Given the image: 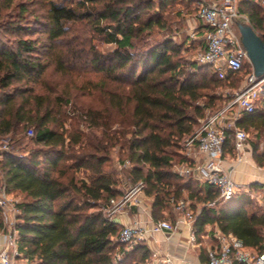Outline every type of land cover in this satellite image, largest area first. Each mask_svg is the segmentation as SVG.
Returning a JSON list of instances; mask_svg holds the SVG:
<instances>
[{
    "label": "trees",
    "instance_id": "1",
    "mask_svg": "<svg viewBox=\"0 0 264 264\" xmlns=\"http://www.w3.org/2000/svg\"><path fill=\"white\" fill-rule=\"evenodd\" d=\"M175 2L187 6L192 0H137L141 11L134 21L115 15V21L106 23L93 0H0V135L12 138L10 149L0 150V187L24 195L17 229L20 258L26 264H149L152 251L145 242L127 250L119 239L124 225L104 212L111 198L124 194L117 175L106 169L115 150L130 182L145 183L156 220L174 209L172 198L205 203L218 198L214 186L207 184L202 195L173 168L189 161L182 151L183 140L200 119L223 106L219 90L238 87L248 63L220 79L211 65L183 56L184 45L173 37L147 42L155 27L168 29L164 13ZM38 3L43 14L35 6ZM239 11L249 16L257 33L263 32L264 41V5L242 0ZM78 24L88 25L114 45L108 73H101L90 60ZM81 66L101 74L95 82L75 86L89 94L91 88L98 92L99 105L79 103L67 85L61 91L36 90L37 84L45 83L42 78L50 67L65 76ZM125 69H132L127 78L115 76ZM72 101H76L74 114L92 131L84 132L78 124L66 127L64 107ZM239 124L259 139L264 133V99ZM27 142L32 148L26 150ZM257 142L254 155L259 159ZM80 170L88 171L87 178L76 176ZM218 201L201 208L195 223L198 231L217 223L246 247L261 251L264 216L239 213L235 205L218 210ZM3 226L0 207V230ZM118 251L123 253L120 260Z\"/></svg>",
    "mask_w": 264,
    "mask_h": 264
},
{
    "label": "built area",
    "instance_id": "2",
    "mask_svg": "<svg viewBox=\"0 0 264 264\" xmlns=\"http://www.w3.org/2000/svg\"><path fill=\"white\" fill-rule=\"evenodd\" d=\"M240 1L242 0H196L197 16L207 28L204 34L205 49L197 52L195 62L211 65L220 79L229 78L230 74L241 71L246 62H250L242 35L235 28L236 22H239L243 15L239 11ZM255 1L264 5V0ZM245 82L240 90L228 97L221 108L200 119L199 126L182 143V151L189 161L177 163L173 168L174 172L182 177H196L214 186L218 198L222 201L231 200L239 192V186L232 178L231 172L224 169L225 145L229 139H234L238 158L242 159V151L249 134L240 126L239 121L246 114L255 111L264 90V77H257L253 69L247 74ZM125 164L129 165V162ZM144 188L145 183L139 181L121 197L111 198L104 208L106 216L115 219L128 205L141 206ZM172 201L174 210L182 216L180 219L186 222L195 219L196 214L188 208L185 199L172 198ZM215 204L216 200L207 203L209 206ZM0 207L4 223L0 230V264H15L22 257L17 229V215L20 210L19 204L13 202L11 193L4 187H0ZM180 219L173 222L161 218L153 221L151 226L138 222L126 224L119 239L129 250L156 232L168 235L173 233ZM192 240H196L195 232L192 234ZM122 256L123 253L118 251L117 260ZM207 256L208 264H264V245L261 251L254 253L247 249L238 236L219 233L218 244L208 248ZM149 264H172V257L153 251Z\"/></svg>",
    "mask_w": 264,
    "mask_h": 264
},
{
    "label": "crops",
    "instance_id": "3",
    "mask_svg": "<svg viewBox=\"0 0 264 264\" xmlns=\"http://www.w3.org/2000/svg\"><path fill=\"white\" fill-rule=\"evenodd\" d=\"M186 8H188V13L186 15L183 11L181 13L183 16V28L180 27L177 34L186 31L187 35L192 37H189L187 42H200L201 50H203L205 48L204 34L207 27L204 26L197 16L198 5L196 0H192L191 4L187 5ZM261 99H264V97ZM247 132L249 138L244 151H242L241 160L238 158L234 140L225 146L224 151V169L231 172L232 178L239 186V192L232 201H218L220 200L219 198H215V200L219 203L217 204L218 210L225 206L235 205L237 212H245L249 216L255 215V217L261 218L264 216V133L258 139L250 131ZM256 140H258L257 152L261 155L259 158L261 161L254 155V142ZM185 180L190 181L193 189L196 188L200 194H205L207 183L196 177H186ZM146 198V195H144L141 206L128 205L115 217V220L122 225L138 222L144 226H151L153 221L156 220L152 214L153 200L150 205L147 203ZM186 201L188 208L196 214L195 219L186 222L184 219H180L182 216L174 210L173 219L175 221L178 218L180 219L177 229L169 235L164 232H156L145 240V244L151 251L169 254L172 257V264H208V248L216 246L218 244V234L225 232L220 229L217 223H209L202 231H198L195 224L196 218L207 202H201L190 197H187ZM167 219L173 221L172 217ZM193 232H195L196 236L195 241L192 240ZM226 233L234 234L233 232ZM262 233L264 234V226ZM247 249L254 253L259 252L257 247L249 246ZM18 260L24 263L23 259L19 258Z\"/></svg>",
    "mask_w": 264,
    "mask_h": 264
},
{
    "label": "rangeland",
    "instance_id": "4",
    "mask_svg": "<svg viewBox=\"0 0 264 264\" xmlns=\"http://www.w3.org/2000/svg\"><path fill=\"white\" fill-rule=\"evenodd\" d=\"M58 1L76 2L78 0H58ZM93 1L100 9L102 16L104 20L106 21V23H112L113 21H115L114 20L115 15H117L118 18H124V19H129L131 21H134L137 15L139 14V12L141 11V7L137 4V0H122L118 3H116L115 0H93ZM35 6L39 13L41 14L44 13L45 9L41 3H38ZM182 11L184 12L185 15L188 13V8H186V4L181 3V2H175V3L170 4L166 8L165 13H164L165 17H167V20H168V24H169L168 29L161 30L160 28L155 27L153 30L149 32L147 42L154 43V42H159L166 37H173L174 40H176L178 43H181L184 45V51L182 52L183 56H185L186 58L192 61H195L197 52L201 50L200 42H197V43L187 42L189 37L190 38L192 37L187 35L186 31H182L179 34H177V31L180 29V27L183 28V21H182L183 16L181 15ZM29 21L31 23H34V20L32 17L31 19H29ZM239 22L251 25L249 16L247 14H243L240 17ZM239 22H236L235 24V28L238 31H240L238 27ZM78 28L81 31L83 30V34L86 39V42H85L86 44L84 43V46H85V49L88 50L90 53V55L87 54L89 55L90 60L100 67L101 73H108L111 68V64H112L111 58L113 54L114 45L105 43L102 37L94 33L91 27H89L88 25L78 24ZM258 34L263 35V32L258 31ZM246 63L248 64H246L245 71L248 69L252 70L253 69L252 63L249 61ZM131 70L132 69H125L123 72L115 74V76L123 75L124 77L127 78L130 75ZM245 71H243L242 74L240 75L242 79H241V82L238 83L239 84L238 87L233 88L231 86H225L219 90L220 92L224 94V102L228 99L230 95L240 90L246 84ZM99 76H101V74L96 73L92 71L91 69H89V71L86 72L85 68L82 66L78 67L77 70L65 76L61 75L60 73H57L53 67H50L45 77L42 78V80H44L43 82L45 83L41 85V82H40L39 84L36 85L35 88L37 91L44 93V92H48L47 90L49 89V87H53L54 90L57 89L56 91H61L64 88V86L67 85L71 89L72 94L77 97V100L79 103L86 104L88 102L90 103L92 102L96 105L97 104L99 105L101 103V96L99 95L98 92L93 91V89L91 88L92 94H89L88 91L85 92L79 89L78 87H75L78 85L80 86V83L85 80H91L95 82L99 79ZM262 95L263 96H261V98L264 97V90L262 92ZM75 102L72 101L68 106L64 107L68 112L67 114L68 119H67L66 127L72 129L74 126H77L78 124V127L82 129L84 132L92 131L91 129L92 127L88 122L84 121L83 119L77 118V116L74 114L73 111L76 108L74 105ZM32 134H33L32 131H29V135L31 136ZM10 140H12L11 136L0 135V150L10 149L9 146L6 147V145L10 143ZM26 140H29V139H26ZM24 147L26 150L30 149L32 148V144L28 142L24 143L23 148ZM112 156H113L112 162L106 167V169L117 175L120 181L119 188L125 193L131 188L133 184L130 182V180L126 176V173L124 171L125 165L120 164L118 162V151L115 150ZM87 175H88V171L86 170H80L76 172V176L78 178H87ZM144 195H146L145 192H144ZM146 197H147L146 198L147 203L151 205V202L153 200L152 197H149L147 195ZM11 198L13 202H15L16 204H19L20 202L23 201L24 195L20 192H14V193H11ZM173 211L174 209H171L170 211L165 210L164 217L171 218L172 215L174 216ZM20 263H23V262H21V260L20 261L17 260L15 264H20Z\"/></svg>",
    "mask_w": 264,
    "mask_h": 264
},
{
    "label": "water",
    "instance_id": "5",
    "mask_svg": "<svg viewBox=\"0 0 264 264\" xmlns=\"http://www.w3.org/2000/svg\"><path fill=\"white\" fill-rule=\"evenodd\" d=\"M243 44L257 77H264V41L255 29L246 23L239 22Z\"/></svg>",
    "mask_w": 264,
    "mask_h": 264
}]
</instances>
